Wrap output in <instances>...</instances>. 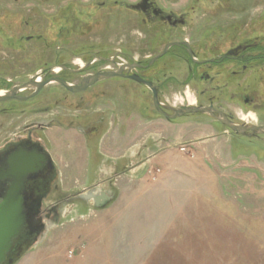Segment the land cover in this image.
<instances>
[{
    "label": "rangeland",
    "instance_id": "1",
    "mask_svg": "<svg viewBox=\"0 0 264 264\" xmlns=\"http://www.w3.org/2000/svg\"><path fill=\"white\" fill-rule=\"evenodd\" d=\"M70 1V6L77 11L88 10L87 0H77L78 3L75 0H0V91H9L14 84L26 82L51 68L62 65L80 68L82 61L91 59L79 51L82 44L87 48L92 46L93 53L111 52L112 55L124 48L137 50L146 45L140 35L123 26L124 23L132 25L129 18L133 14L120 6L103 9L95 6L97 12L91 22L94 26L85 42L75 32L62 33L59 16L54 15L64 12L62 6ZM133 1L117 0L123 4ZM158 1L179 12L189 10L191 3L196 2ZM200 3L199 15L193 17L204 18L205 3ZM258 4L262 7L264 0H258ZM257 31L264 33V24L258 22ZM61 74L75 84L81 76ZM178 76L182 79L185 73L179 70ZM258 86V104L253 106L255 109L243 104L242 114L255 113L256 121L264 124V82ZM143 88L133 81L111 77L78 94L51 83L29 101L0 102V145L23 135L21 132L25 133L24 129L32 124L55 122L40 133L42 137L47 134L51 141V156L52 152L63 150L52 139L64 132L59 123L66 127H86L98 116L105 119L103 133L94 139L79 135L84 138L88 151L96 150L97 142L102 139L104 153L109 156L101 154L98 159L87 156L85 163L105 169L95 185L112 190L113 201L104 208H95L79 197L78 188L64 190L58 163L53 158L57 175L44 206L54 207L56 223L46 238L21 258L60 260L63 264H264V134L255 137L229 134L223 124L204 113L171 121L152 104L144 105ZM196 88L190 85L168 90L173 108L186 107L191 100L187 93L196 96L200 90ZM32 91L33 88L24 94ZM228 105L227 100L223 107ZM95 110L96 113L92 112ZM80 112L82 116L78 120H66L61 115ZM130 131L132 134H125ZM154 134L164 136L163 143L152 137ZM163 146L174 151L179 163V179L173 180L178 194L172 195L170 211L160 212V218H149L138 203V189L125 191L123 185L137 184L133 181L139 179L137 172L142 160ZM182 146L186 151L181 150ZM129 147L135 152L132 156L127 154ZM199 159V166L210 169V177L193 179L189 172L185 177L182 169H189L190 163ZM114 161L117 166L110 170L108 167ZM157 167L161 169L150 168ZM161 174L162 169L156 178ZM87 176L93 178L92 170ZM156 178L149 175L150 181ZM71 222L80 228V233L75 234L76 240L65 245L57 240L51 248L49 243L62 232V223Z\"/></svg>",
    "mask_w": 264,
    "mask_h": 264
},
{
    "label": "flooded vegetation",
    "instance_id": "2",
    "mask_svg": "<svg viewBox=\"0 0 264 264\" xmlns=\"http://www.w3.org/2000/svg\"><path fill=\"white\" fill-rule=\"evenodd\" d=\"M76 1L73 2L78 3ZM87 1L90 2L85 5L87 11H77L76 8L70 6L72 2L70 1L66 4L67 6H62L64 12L54 15L55 17L59 16L62 33L75 32L80 38H84L82 40L85 42V38L89 37L94 26L91 22L97 12L95 6L99 9L120 6V8L123 7L127 11H131L130 14H133V17L129 18L132 25L131 23H124L123 26H126L132 33L140 35L142 40H145L146 45L137 50L124 48L112 55L111 52L93 53L92 48H90L92 46L87 48L86 45L83 46L84 44H82L78 47L79 51L85 52L84 55L91 58L86 62L87 64L82 61L81 64L79 63L80 68L62 65L59 72H55L57 67L51 68L36 74L38 75L37 81L38 77H41L42 80L59 77L68 82L67 77L61 73L81 74L76 84L70 82L74 85H81L82 80L89 74L119 70L120 75L113 77L121 78L124 82L133 81L144 87L141 96L143 95L146 107L152 104L158 111L155 106V90L163 110L169 115H173L176 108H173L174 104L168 99V90L196 85L198 87L196 89L200 90L199 93L196 92V96L194 95L196 97L195 105L209 107L215 116L210 113L205 114L214 117L217 122L223 124L227 128L225 132L248 137H254L252 134H264L252 129L238 133L216 118V116H220L219 112H222L232 123L248 127L264 125L256 121L255 113H248L254 115L255 118L251 116V120L248 119L247 122L242 121L240 117L243 113V104L255 109L253 106L258 104L257 91L259 89L257 86L264 82V33L258 34L257 31V23L264 24V5L260 7L258 0H194L196 2L191 3L189 10L185 12H179L168 5H162L158 0H134L124 4L118 3L117 0L113 4L102 0ZM200 2L205 3V10L202 13L204 18L193 17L199 15L197 12L200 11ZM77 7L80 8L78 5ZM149 51L150 53H148ZM117 59H122V61L118 62ZM104 63L113 66L101 67V64ZM87 69L88 71L83 74V71ZM179 70L185 73V77L182 79L178 76ZM135 76L142 80H136ZM29 80L14 84L13 88L25 86ZM51 83L59 84L74 94L92 89L96 84L83 91L73 92L61 83L54 81L46 86ZM29 89L31 88L22 87L16 95L28 96L34 92L35 87L29 94H24ZM35 96L29 99L14 98L7 101L26 102ZM227 100L229 101L228 108H224L223 105ZM92 112L96 113L97 111ZM61 115H65L66 120L72 118L78 120L82 113L69 116L67 113ZM162 116L167 118L164 114ZM176 119L170 118L169 120L174 121ZM51 123L55 124V122ZM51 123L38 122L32 124L24 129L25 133L21 132L23 135L11 138L0 145V200L4 190L13 181L12 178L8 177V174L11 171L10 163L14 162L12 158L14 153L19 154V152L27 151L33 153L40 161L38 173L27 180L28 185L38 184L40 189H44L55 180L57 171L55 166L50 165L53 160L50 154L51 141L47 134L44 137L40 136V133L53 126V124L50 126ZM104 126L105 119L102 116H98L97 119L93 120L92 125L86 127L80 125L66 127L62 123L58 125L63 131L79 130L91 139L103 133ZM43 153L50 155L49 161L41 159L40 155ZM24 240L25 237L18 240L20 247L25 244Z\"/></svg>",
    "mask_w": 264,
    "mask_h": 264
},
{
    "label": "water",
    "instance_id": "3",
    "mask_svg": "<svg viewBox=\"0 0 264 264\" xmlns=\"http://www.w3.org/2000/svg\"><path fill=\"white\" fill-rule=\"evenodd\" d=\"M120 71H102L89 74L82 80L81 85H74L66 82L65 80L54 77L44 79L38 82L37 76H33L25 86H18L10 91L0 94V101H7L10 99H29L38 94L43 87L48 83L54 81L61 83L67 89L73 92L83 91L97 81L103 78H110L120 75ZM136 80H142L135 76ZM150 85V83H148ZM22 87H35L32 94L28 96H18L16 93ZM155 93V106L162 114L168 119L178 118L185 114H200L210 113L214 115L209 107L189 105L183 108L175 109L173 115H169L163 110L160 101ZM220 116H216L218 120L225 123L230 129L235 132H242L246 129L258 130L264 133V125H252L250 127L238 123L228 121L224 113L219 112ZM215 116V115H214ZM83 131L84 129L81 128ZM254 137L260 134H252ZM41 159L45 161L50 158L48 153L40 155ZM14 162L10 163L11 171L9 172L10 178L13 179L12 183L4 190L2 199L0 200V264H15L22 255L34 245L42 242L51 226L55 225L56 218L54 207L49 208L44 206L45 198L51 190L52 184L40 189L38 184L28 185V179L37 175L38 164L37 157L33 153L27 151L14 153ZM51 166L54 163L50 162ZM56 178V177H55ZM114 192L110 189H104L100 185L90 186L80 191L79 197L87 202L92 203L95 208H104L108 206L114 199ZM25 237V244L20 247L18 240Z\"/></svg>",
    "mask_w": 264,
    "mask_h": 264
},
{
    "label": "crops",
    "instance_id": "4",
    "mask_svg": "<svg viewBox=\"0 0 264 264\" xmlns=\"http://www.w3.org/2000/svg\"><path fill=\"white\" fill-rule=\"evenodd\" d=\"M62 135L52 138L54 144L58 147L56 152H52V156L55 161L58 163L59 172L62 180V188L66 191L73 190L74 188H78V190H84L92 185H95L97 181L100 180V175L102 171L105 169H101V167L88 166L85 162L88 159L87 156H96L97 159L101 154H105L109 156V154L104 153L102 139L99 140L96 144V150L88 151L86 145H84V138L80 136L76 131L66 130L62 133ZM125 134H132L130 132H126ZM152 135V134H151ZM155 135V136H154ZM152 137L157 139V141L162 142L164 140V136L161 134H154ZM130 137V136H129ZM178 137L175 138L177 143ZM143 143H146V138L143 139ZM195 145V142H194ZM135 147H133L134 149ZM93 149V148H92ZM197 149L194 148V151ZM127 154L130 156L134 155L135 152H132V148L129 147L127 149ZM136 151V150H135ZM198 151H196L197 153ZM199 154H197L198 156ZM178 159V158H177ZM197 161V162H196ZM199 160L192 161L190 163L189 169L183 168L184 175L186 177V173L189 172L190 177L193 179H203L204 177H210V169L205 168L203 166H199ZM85 165H82L84 164ZM115 164L110 165L108 167L110 170H114V166H117V162L114 161ZM159 166L162 169V174L155 181L149 180L148 169L150 167ZM179 163L178 160L175 159V154L172 149H169L168 146H163L156 151H152L148 153L146 157L142 160L140 165L138 166V181H133L137 184H124L123 187L125 191L133 190V188L138 189L137 199L138 203L141 205L142 209L145 213L148 214L149 218H160L159 213L163 211H170L172 209V195L178 194L176 188H173V180L179 179ZM206 169V170H205ZM92 170L93 178H87L88 173ZM208 177V178H209ZM62 232L58 233L61 238H57L56 235L53 240L49 243V246L52 248L55 246L56 241L62 244L73 243L76 240L75 234H79L80 231L75 223H62ZM80 237V236H79ZM78 237V238H79ZM80 239H83L80 237ZM89 240V237L88 239ZM15 264H63L60 260H51V259H19Z\"/></svg>",
    "mask_w": 264,
    "mask_h": 264
},
{
    "label": "bare ground",
    "instance_id": "5",
    "mask_svg": "<svg viewBox=\"0 0 264 264\" xmlns=\"http://www.w3.org/2000/svg\"><path fill=\"white\" fill-rule=\"evenodd\" d=\"M78 62H81V61L78 60ZM55 72H59V68H56L55 69ZM41 80H42L41 77H38V82L41 81ZM0 94H4V91H0ZM187 96H188V98L191 99L190 102H189V105H195L196 97L194 95H192L190 92L187 93ZM251 116H253L255 118V116L254 115H251V114H248V115L241 114L240 117H241V120L242 121L247 122L248 121V117H251Z\"/></svg>",
    "mask_w": 264,
    "mask_h": 264
},
{
    "label": "built area",
    "instance_id": "6",
    "mask_svg": "<svg viewBox=\"0 0 264 264\" xmlns=\"http://www.w3.org/2000/svg\"><path fill=\"white\" fill-rule=\"evenodd\" d=\"M182 151H186V147L182 146L181 147ZM148 174L151 175L153 178H156L160 173H161V169L160 168H150L148 169Z\"/></svg>",
    "mask_w": 264,
    "mask_h": 264
}]
</instances>
